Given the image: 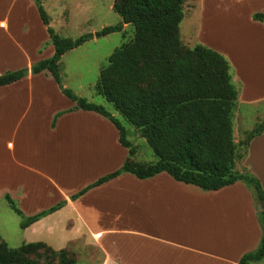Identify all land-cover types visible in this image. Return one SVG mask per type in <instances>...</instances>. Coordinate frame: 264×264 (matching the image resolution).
I'll use <instances>...</instances> for the list:
<instances>
[{"label": "crops", "instance_id": "0c3cea01", "mask_svg": "<svg viewBox=\"0 0 264 264\" xmlns=\"http://www.w3.org/2000/svg\"><path fill=\"white\" fill-rule=\"evenodd\" d=\"M193 10L194 39L231 65L237 107L264 102V22L252 19L264 14V0H196ZM53 54L34 0H0V75ZM74 107L47 72L0 86L1 142L12 127L7 162L0 160V197L9 195L26 217L64 202L23 229L24 243L72 252L92 246L99 263L76 254L87 264H238L257 248L258 204L241 182L205 191L167 173L121 174L72 200L128 157L108 119ZM235 170L253 175L264 191V133L249 142Z\"/></svg>", "mask_w": 264, "mask_h": 264}, {"label": "trees", "instance_id": "16d2710c", "mask_svg": "<svg viewBox=\"0 0 264 264\" xmlns=\"http://www.w3.org/2000/svg\"><path fill=\"white\" fill-rule=\"evenodd\" d=\"M186 0H113L112 9L121 22L94 34L75 39L64 38L50 27V19L41 1L34 0L46 27L54 54L30 68L7 71L0 75V86L16 82L28 74L47 72L61 93L75 103V109L91 111L108 119L119 132L120 144L128 150L123 165L72 196L76 199L88 189L121 174L148 179L167 173L177 182L214 191L236 182L245 184L253 193L261 228L257 248L245 253L238 264L264 262V191L259 181L248 172L235 170L249 142L264 133L258 125L245 132V140L235 144L234 115L238 89L232 81L229 61L219 52L197 44L186 47L179 31ZM254 21L264 22V14H254ZM124 25L133 27V36L117 47L100 67L94 92L110 103L123 120L132 127L133 135L144 139L152 150L154 162L134 159L137 147L128 139L124 124L103 106L76 96L62 87L60 59L66 52L86 42L122 32ZM245 146L243 155L240 149ZM21 220L23 230L42 217L62 207L64 202L26 217L9 195L3 197ZM48 252L54 262L74 264L72 251H55L43 243H22L10 248L0 237V264H36L34 255Z\"/></svg>", "mask_w": 264, "mask_h": 264}, {"label": "rangeland", "instance_id": "374dc122", "mask_svg": "<svg viewBox=\"0 0 264 264\" xmlns=\"http://www.w3.org/2000/svg\"><path fill=\"white\" fill-rule=\"evenodd\" d=\"M50 19V27L55 33L64 38L75 39L84 34H94L105 27L114 26L121 22V18L113 9V0H40ZM196 0H186L184 3V17L180 24L182 43L186 47H193L198 43L194 39L199 25L198 11L195 13ZM194 35V36H193ZM133 36V27L124 25L123 33L116 32L105 37L94 38L82 46L67 52L60 60L61 78L66 89L87 101L103 106L115 118L121 121L128 131L132 127L114 110L113 106L104 98L94 92V85L98 79L100 67H103L110 54L122 43L127 42ZM194 39V40H193ZM197 39V38H196ZM236 86V85H235ZM10 124V122H9ZM255 125L264 130V102L256 107H247L239 103L234 115V140L239 144L245 140V131H250ZM10 126H12L10 124ZM12 128V127H11ZM11 128L4 129L1 133L3 141H0V160L3 165L7 162L5 144L10 137ZM128 139L137 147L134 159L138 162H154L155 156L144 139L134 132H128ZM245 146H242L239 154L243 155ZM17 203V202H16ZM257 208V207H256ZM20 218L10 209L5 199L0 197V237L10 248H17L25 242L24 231L19 227ZM71 246L72 256L76 260V254L80 257L93 258L94 263H99L101 255L92 246ZM36 264L54 262L49 253L41 251L34 255ZM74 264H87L84 260H76Z\"/></svg>", "mask_w": 264, "mask_h": 264}, {"label": "water", "instance_id": "95a60500", "mask_svg": "<svg viewBox=\"0 0 264 264\" xmlns=\"http://www.w3.org/2000/svg\"><path fill=\"white\" fill-rule=\"evenodd\" d=\"M257 210H261V207L259 205H257Z\"/></svg>", "mask_w": 264, "mask_h": 264}]
</instances>
